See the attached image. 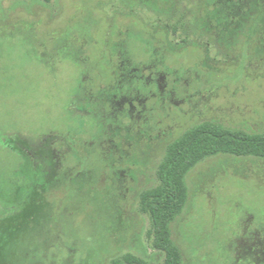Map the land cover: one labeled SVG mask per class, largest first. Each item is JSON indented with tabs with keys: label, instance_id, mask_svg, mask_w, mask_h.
Returning <instances> with one entry per match:
<instances>
[{
	"label": "rangeland",
	"instance_id": "obj_1",
	"mask_svg": "<svg viewBox=\"0 0 264 264\" xmlns=\"http://www.w3.org/2000/svg\"><path fill=\"white\" fill-rule=\"evenodd\" d=\"M244 2L0 0V264H162L139 196L166 146L204 121L264 133V0ZM185 181L181 264H264L235 253L264 235V159Z\"/></svg>",
	"mask_w": 264,
	"mask_h": 264
},
{
	"label": "trees",
	"instance_id": "obj_2",
	"mask_svg": "<svg viewBox=\"0 0 264 264\" xmlns=\"http://www.w3.org/2000/svg\"><path fill=\"white\" fill-rule=\"evenodd\" d=\"M224 3L233 4V0H224ZM21 141L30 147L28 140ZM14 154L22 156L16 151ZM217 155L264 159V133H250L240 128H228L217 122L204 121L189 127L166 146L156 170L158 185L144 190L139 196L140 211L146 215L150 224L151 247L163 254L162 264L182 262L181 250L171 236V224L183 212L188 201L185 181L187 174L202 161ZM14 173L15 176L21 175V171ZM22 177L24 181L19 187L24 190L31 182L28 174ZM11 184H7L9 193L0 191V196L7 200L13 196L10 192L13 187ZM260 233L245 234L240 238L235 250L239 259H244V254H250L255 261V258L263 255L264 235ZM110 264L147 263L132 255H125L122 259L112 260Z\"/></svg>",
	"mask_w": 264,
	"mask_h": 264
},
{
	"label": "flooded vegetation",
	"instance_id": "obj_3",
	"mask_svg": "<svg viewBox=\"0 0 264 264\" xmlns=\"http://www.w3.org/2000/svg\"><path fill=\"white\" fill-rule=\"evenodd\" d=\"M262 261L264 262V259Z\"/></svg>",
	"mask_w": 264,
	"mask_h": 264
}]
</instances>
